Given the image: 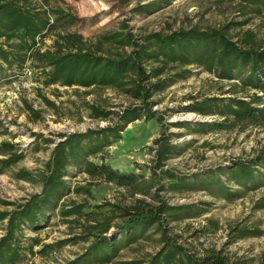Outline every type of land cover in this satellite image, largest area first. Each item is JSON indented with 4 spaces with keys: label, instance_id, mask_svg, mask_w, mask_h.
I'll use <instances>...</instances> for the list:
<instances>
[{
    "label": "rangeland",
    "instance_id": "obj_1",
    "mask_svg": "<svg viewBox=\"0 0 264 264\" xmlns=\"http://www.w3.org/2000/svg\"><path fill=\"white\" fill-rule=\"evenodd\" d=\"M30 3V9L40 11V17L49 25L35 39L34 48L40 52H53L58 36L73 34L81 36L86 46L102 41L101 54L104 55L109 50L101 37L119 31L122 26L128 28L127 31L137 40L152 33L167 35L192 29L209 31L226 27L233 42L243 45L246 33H250L253 36L251 45L264 49L261 2L244 5L236 0H31ZM69 18L73 20L68 22ZM18 43L16 38L9 41L13 47ZM112 45L111 52L120 50L117 44ZM125 50L129 52L130 48L125 47ZM7 51L12 57L30 55L18 47ZM0 64L3 67L0 70V123L7 127L6 134L0 130V143L11 142L23 155L22 160L0 174V211H10L13 206L6 204L18 205L41 191L39 171L44 170L54 143L59 142L61 136L109 127L116 114L131 107L132 100L113 88L45 87L38 64L31 61L20 66L22 69L19 70L16 68L19 64H13L12 70ZM164 72L161 79L176 75V82L153 94L150 102L154 118L148 120L142 116L128 124L119 141L89 158L100 164L101 156L114 171L136 177L138 184L149 190L150 196L132 197L129 188L100 183L91 189L89 197H65L59 209L63 205L66 208L83 205V213L91 215L90 220L108 218L111 233L115 225L122 222L121 210L129 207L134 199H143L153 205L156 202L152 199L163 200L175 207L192 206L200 210L198 215L166 226L170 243H176L195 258L213 253L237 264H264V209L256 208L264 197V168L255 167L262 177L253 184L245 183L246 187L232 181L226 173L237 163L253 160L264 149V124L240 125L227 121L221 131L203 132L200 125L222 122L224 118L219 114L193 111L196 104L207 99L258 101L253 106L262 108L264 91L243 87L238 79L220 80L198 66L167 64ZM178 75L183 78H177ZM42 97L53 102L56 109L48 108ZM23 101L33 110L42 111L40 120H30ZM91 104L110 113L109 118L91 119L88 108ZM188 115L197 119H188ZM160 135L174 150L161 167L155 168L152 143ZM22 171L28 173L33 182L19 180L17 175ZM207 173L216 176L224 191L201 189L205 182L198 178ZM167 176L175 179L170 180ZM87 179L79 175L67 180L71 185H84ZM180 179L193 182V186L183 184L180 192L170 191ZM74 219L77 222L69 224L68 221ZM84 224L87 225L85 218L63 219L56 210L42 229L24 231L22 264H67L78 259L92 241L73 240L81 233L80 227ZM3 227L0 225V237ZM33 238L38 239V244L33 246V254H29V239ZM65 240L70 242L39 252L43 246H55ZM162 247L160 233L156 227H151L136 234L128 244L118 245L115 257L107 264H148Z\"/></svg>",
    "mask_w": 264,
    "mask_h": 264
},
{
    "label": "trees",
    "instance_id": "obj_2",
    "mask_svg": "<svg viewBox=\"0 0 264 264\" xmlns=\"http://www.w3.org/2000/svg\"><path fill=\"white\" fill-rule=\"evenodd\" d=\"M236 1L244 5L261 2L264 12V0ZM30 2L31 0H0V63L10 69L13 64L16 66L19 64V67H16L19 70L22 69L20 66L31 61L32 64H38V69L41 70L44 78L42 84L45 87L55 85L86 90L113 88L132 100V104L120 114H116L109 127L63 135L59 142L54 143L49 159L44 164V170L39 171L41 191L28 196L18 205L6 204L13 206L10 211H0V225H4L0 237V264H22L24 251L21 239L24 231L34 232L42 229L49 223L56 210L58 216L63 219L85 218L87 225H81V233L76 234L73 240L79 242L92 240L83 255L67 264H107L115 257L118 245L128 244L136 234L151 227H156L160 233L163 247L151 257L148 264H237L213 253L195 258L185 253L176 243H170L166 226L171 222L198 215L200 210L192 206L175 207L163 200L152 199L156 202L153 205L143 199H134L129 207L121 210L119 217L122 222L115 225L110 233L108 218L104 221L90 220L91 215L83 213V205H75L72 202L71 205L74 204L72 207L66 208L63 205L62 209H59V204L70 195L89 197L91 189L100 183H114L118 187L129 188L132 197L150 196L149 190H144L141 184H138L136 177L114 171L103 162L101 156L100 164L91 162L89 158L111 143L119 141L121 133L128 124L139 120L142 116L148 120L154 118L155 114L151 111L150 102L153 94L176 82L174 78L176 75L171 77L168 75L161 79L167 64L177 67L198 66L220 80L238 79L243 87L264 91V49L251 45L253 36L250 33H246L243 45L233 42L228 37L226 27L209 31L192 29L167 35L152 33L137 40L127 31L128 28L122 26L119 31L101 37L109 50L104 55L101 54L102 41H98L96 45L86 46L81 36L73 34L58 36L53 52H40L34 48L35 39L41 36L49 25L48 21L40 17V11L35 12L33 8L30 9ZM72 20L69 18L68 22ZM13 38L18 40L19 45L13 47L9 44ZM112 44H117L120 50L111 52ZM15 47L21 52H30V55L10 56L7 50ZM125 47H129L130 51L127 52ZM11 58H14L13 61H10ZM0 70H3L1 64ZM243 70L247 71L243 72ZM180 76L178 75L177 78L182 79L183 76ZM152 80L155 82L152 83ZM42 98L48 108L56 109L53 102L45 97ZM256 103L258 101L233 99L222 102L207 99L196 104L193 111L199 114L221 115L224 118L222 122L200 125L203 132L221 131L227 121L240 125L264 124V106L254 107ZM23 104L31 121L41 119V110H33L25 101ZM88 108L91 111V119L107 120L110 116V113L99 110L93 104ZM0 130L6 134L7 127L0 123ZM33 136L37 137L36 134ZM152 144L155 147L153 149L156 156L155 168L161 167V163L172 154L174 147L166 142L163 135L155 139ZM22 158V153L14 144L1 142L0 174ZM257 166L264 168V149L260 150L253 160L237 163L226 173L232 181L246 187L245 183L253 184L257 178L262 177L255 168ZM79 175L88 178L84 185H71L67 180ZM214 176L212 173H207L198 178L200 182H205L201 187L202 190L222 189L220 181L218 183ZM17 178L25 182H33L25 171L17 175ZM167 178L175 179L172 176ZM183 184L193 186V182L180 179L170 187V191L172 189L174 192H180ZM256 208L264 209V197L257 203ZM68 222L74 224L77 221L74 219ZM29 242L31 245L28 253L33 254L32 248L38 244V239H29ZM68 242L70 240L61 241L55 246H43L39 252H46ZM91 259L96 261L89 262Z\"/></svg>",
    "mask_w": 264,
    "mask_h": 264
},
{
    "label": "bare ground",
    "instance_id": "obj_3",
    "mask_svg": "<svg viewBox=\"0 0 264 264\" xmlns=\"http://www.w3.org/2000/svg\"><path fill=\"white\" fill-rule=\"evenodd\" d=\"M187 118H188V119H193V120H196V119H197V117H194V116H192V115H188ZM128 128H129V127H128Z\"/></svg>",
    "mask_w": 264,
    "mask_h": 264
}]
</instances>
